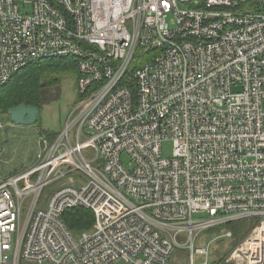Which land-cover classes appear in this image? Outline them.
<instances>
[{
    "label": "built area",
    "instance_id": "obj_1",
    "mask_svg": "<svg viewBox=\"0 0 264 264\" xmlns=\"http://www.w3.org/2000/svg\"><path fill=\"white\" fill-rule=\"evenodd\" d=\"M65 57L80 100L0 179V264H168L175 246L188 264H264V0H0V89ZM75 208L94 215L79 236L62 218ZM244 218L257 224L230 256L208 262L229 230L194 247Z\"/></svg>",
    "mask_w": 264,
    "mask_h": 264
},
{
    "label": "rangeland",
    "instance_id": "obj_2",
    "mask_svg": "<svg viewBox=\"0 0 264 264\" xmlns=\"http://www.w3.org/2000/svg\"><path fill=\"white\" fill-rule=\"evenodd\" d=\"M29 1V0H28ZM77 91L75 87V79L70 75H64L60 82V93L56 101L46 105L39 113L38 121L30 126H20L10 122L8 113L0 114V179L11 175L19 174L28 167L32 166L39 160L41 150L39 149V141L45 140L50 143L47 134L58 133L65 128L68 116L77 103ZM172 153L171 141L162 144V156L169 157ZM85 154L89 158L93 157L90 150H86ZM74 177L79 176L73 174ZM54 185L46 188L43 197H46ZM203 217L201 212L193 213V219ZM208 232L199 233L195 240V248H203L207 246L211 236ZM184 240L179 241L182 245ZM234 248V247H233ZM232 248V250H233ZM227 244H214L209 247L208 262L215 263L216 254L223 252ZM217 250V251H216ZM232 250L228 253H232ZM203 257L195 256V262H204ZM20 264H36L29 262H21ZM168 264H188V255L186 250L181 247H174L172 254L168 259Z\"/></svg>",
    "mask_w": 264,
    "mask_h": 264
},
{
    "label": "trees",
    "instance_id": "obj_3",
    "mask_svg": "<svg viewBox=\"0 0 264 264\" xmlns=\"http://www.w3.org/2000/svg\"><path fill=\"white\" fill-rule=\"evenodd\" d=\"M150 56L151 54L139 50L134 56L131 67H139L148 61ZM64 75L74 77L77 91L79 73L74 58H47L27 64L0 89V114H7L10 108L19 105L35 107L40 113L46 105L58 98L60 82ZM79 100L80 96L77 94V101ZM58 133L47 134L46 137L52 141ZM62 218L74 236L91 230L94 224L93 213L83 208L66 210ZM256 224V218H244L212 228L207 232L210 234L208 236L224 230L231 232L232 237L227 241L228 247L225 250L226 256L254 229ZM224 243L221 242L220 245Z\"/></svg>",
    "mask_w": 264,
    "mask_h": 264
},
{
    "label": "water",
    "instance_id": "obj_4",
    "mask_svg": "<svg viewBox=\"0 0 264 264\" xmlns=\"http://www.w3.org/2000/svg\"><path fill=\"white\" fill-rule=\"evenodd\" d=\"M11 123L20 126H30L39 119V111L35 107L19 105L8 110Z\"/></svg>",
    "mask_w": 264,
    "mask_h": 264
}]
</instances>
